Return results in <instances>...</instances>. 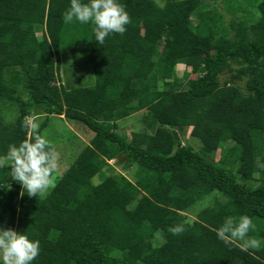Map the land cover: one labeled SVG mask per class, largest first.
Segmentation results:
<instances>
[{"label": "trees", "instance_id": "obj_1", "mask_svg": "<svg viewBox=\"0 0 264 264\" xmlns=\"http://www.w3.org/2000/svg\"><path fill=\"white\" fill-rule=\"evenodd\" d=\"M204 1L122 0L127 30L101 45L91 22H65L71 0H0V154L33 138V115L46 116L41 135L59 116L93 133L45 197L0 169V226L40 241L32 264H264V0L253 22L228 0V24ZM83 44L95 83L75 87L63 82L62 53ZM178 65L191 70L185 83L175 84ZM140 111L143 131H116ZM121 155L136 182L109 164ZM240 215L260 248L218 237Z\"/></svg>", "mask_w": 264, "mask_h": 264}, {"label": "clouds", "instance_id": "obj_2", "mask_svg": "<svg viewBox=\"0 0 264 264\" xmlns=\"http://www.w3.org/2000/svg\"><path fill=\"white\" fill-rule=\"evenodd\" d=\"M130 19L122 0H71L64 13L65 22H91L94 39L101 45L110 34L126 32ZM26 127L33 130V138L10 144L7 152L0 154V169L10 166L11 178L21 184L29 196H37L55 184L60 154L47 137L36 131L40 128L37 116H30ZM253 227L248 215L228 216L218 227L217 235L230 242L235 238L243 239ZM183 230L182 223L170 228L173 234ZM248 243L256 245L258 242L250 240ZM39 252L40 241L27 231L0 226V264H32Z\"/></svg>", "mask_w": 264, "mask_h": 264}, {"label": "rangeland", "instance_id": "obj_3", "mask_svg": "<svg viewBox=\"0 0 264 264\" xmlns=\"http://www.w3.org/2000/svg\"><path fill=\"white\" fill-rule=\"evenodd\" d=\"M160 5H164L166 0H156ZM261 0H233L229 1L231 5L234 6H243L245 7L249 13L250 21H257L260 17V13L258 11V5ZM206 4L210 7H216L220 12L225 15L226 23L228 24L231 18H235L236 14L229 11L227 7L228 0H205ZM238 14V13H237ZM239 15V14H238ZM42 39V35L38 33V40ZM61 73L63 77V82L68 83L72 86H92L95 83V76L92 71V66L89 57V49L88 46L83 44L76 47H70L62 53V65H61ZM177 81L175 84L179 82H186L189 77L190 69L184 65L177 66ZM191 78H195V75H190ZM229 78V75L222 76V81H225ZM179 79V81H178ZM27 98V97H25ZM146 114V111L136 112L129 118L119 121L116 131L119 134L126 136L129 140H131L133 133H138L144 130L143 118ZM5 117L7 121H13L15 115L9 109L5 110ZM40 126L45 120L46 116L41 115L38 117ZM190 131H188L189 135ZM42 135L47 137L52 144L55 146L56 150L59 152V162L58 169L55 173L56 180L55 184L50 187L46 192L40 194L41 197H45L48 195L50 190L56 185L59 178L62 176L63 172L70 166V164L76 159L79 153L84 149V147L89 143L90 139L93 137V133L85 128L83 125L76 123L74 121H69L64 118V116L59 117H51L49 119L47 127L43 130ZM0 138H5V133L0 128ZM189 138V136L187 137ZM188 143L187 141H185ZM190 142L196 147H201V142L196 139H190ZM7 152V151H6ZM4 152V153H6ZM3 153V154H4ZM219 159V153L214 159L211 161H216ZM129 161L121 155L119 158L112 160L109 162L111 166L114 168V172L122 173L127 178H129L132 182H136L137 179L135 177V173L137 170V165L132 164L129 167ZM106 174H110L113 171L104 169ZM101 177L97 176L94 178L95 183H99L101 181ZM258 184V183H257ZM211 195L205 197L202 201L198 203L195 207L194 211L188 213V216L191 219H196L200 209L205 208L212 204ZM238 244L242 247L254 250L258 249L263 244V239L259 238L255 235L247 234L243 239L235 238L234 239ZM250 240H256L258 243L256 245H252L248 243Z\"/></svg>", "mask_w": 264, "mask_h": 264}]
</instances>
